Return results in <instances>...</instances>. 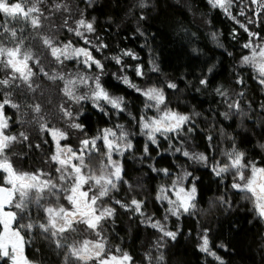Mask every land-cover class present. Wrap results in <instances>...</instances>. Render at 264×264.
<instances>
[{"label":"snow or ice","instance_id":"1","mask_svg":"<svg viewBox=\"0 0 264 264\" xmlns=\"http://www.w3.org/2000/svg\"><path fill=\"white\" fill-rule=\"evenodd\" d=\"M79 2L84 8L76 4L78 19H74L73 8L66 0H48L47 5L44 0L26 3L0 0V13L4 17L0 20V66L5 69L0 76V264H37L25 252L26 245L37 234L50 241L58 253L63 251V264H137L133 253L122 243L115 244L113 250L105 234L106 226L114 225L121 211L131 213V220L153 230L154 239L140 264H168V248L182 234L178 222L197 210L207 211L199 209L200 177L195 175V169L189 170V161L204 165L212 161V174L221 181L227 173L233 174L230 186L235 190L233 196H228L226 189L225 194L214 198L213 206H222L225 212H230L236 204L233 197L240 196L251 201L255 218L264 221V155L250 156L243 142L248 131L246 119L252 133L259 137V147L264 149V101L257 109L253 99L244 100L247 83L243 75L245 67H250L256 86L264 94V0H207L210 8L220 9L232 22L228 37L238 44L243 40L240 44L243 52L237 60L234 52L229 51L231 45L221 39L224 33L215 30L211 19L207 21L213 28L211 39L224 55L236 61L238 71L233 76L238 92L223 83L213 86L218 65L223 61L212 57L200 60L198 76L191 69L184 74L185 79L193 77L187 83L179 77L160 78L161 54L156 51V34L150 35L148 28L142 26L149 19L147 9L151 0H134L128 9L131 15L140 10L133 35L138 33L144 38L141 50L147 49V62L134 48L113 49L109 35L98 27V18L89 19L96 0ZM55 13H60L63 21L53 28L56 32L63 31V37L44 31L45 19L51 20ZM106 23L109 27L114 23L111 16ZM29 25L31 32L26 36ZM184 31L187 36L188 30ZM32 33L36 35L29 43ZM196 35L191 33V38ZM36 40L43 52L36 49ZM192 51L202 50L193 47ZM52 64L56 66L50 67ZM110 64L115 71L110 72ZM109 74L140 98L139 108L126 94L115 91L106 79ZM43 78L57 82V90L62 93L54 114L45 113L36 98L40 88L36 80ZM181 84L185 90L194 88L196 93L211 90L214 98L220 97V104L213 109L214 121L221 117L241 118L231 132L224 126L218 130L231 144L221 153L222 159L209 156L207 151L211 148L214 153L216 149L214 124L203 137L207 141L205 150H190L187 142L199 134L200 127L194 117L202 113L196 110V105L191 111L179 104L171 106L169 96L180 93ZM89 105L91 110L107 117L104 127H98L94 133L85 122ZM125 114L127 120L120 123ZM28 116L31 120L25 119ZM53 116L62 122L60 126L53 122ZM113 119L117 123L112 124ZM17 123L37 125L35 136L24 130L14 131ZM239 128H245L243 135L237 131ZM136 129L145 137L142 150L136 144ZM17 142L27 143L30 150H43L49 170L18 167L9 154ZM129 153L142 166L146 163L150 173L165 178L153 190L154 201L163 206L162 216L158 212L148 213L147 199L139 198L138 193L130 198L119 197L123 185L130 190L138 186L126 178ZM92 154H98L101 160L96 169L85 163ZM169 154L174 159L161 164ZM212 237V229L201 225L196 247L216 264H228L217 249L227 252L231 239H220L214 247Z\"/></svg>","mask_w":264,"mask_h":264},{"label":"trees","instance_id":"2","mask_svg":"<svg viewBox=\"0 0 264 264\" xmlns=\"http://www.w3.org/2000/svg\"><path fill=\"white\" fill-rule=\"evenodd\" d=\"M27 2V0H22ZM69 6L73 8V18L78 19L75 16V6L79 3L81 9L84 8V4L79 0H66ZM134 0H96L95 11L90 12L91 16L98 18V27H100L104 33L109 35L110 43L113 49L131 47L140 52L142 59L147 62V49L141 50L144 38L138 33L133 35L137 27V19L139 17L140 10L137 9L135 15L129 14V6ZM47 5L48 0H44ZM238 11V9H237ZM148 21L142 24L143 27L148 28L149 34H156V51L160 53V63L162 72L160 78L164 79L165 75L168 78L176 79L179 77L185 80V83L192 80V76H187L185 79V73L191 69L195 72V75H199L200 60L207 57H212L214 60H222V65H218V75L213 79V86L218 83H223L225 87L234 88L235 91H240L238 86H234L233 73L238 71L235 66L236 61L230 59L224 55L223 50L218 48L215 42L211 39L210 32L213 30L212 26L207 24L209 19L212 20L215 25V30L223 32L224 36L221 37L223 42L227 45H231L229 51H233L237 60L242 54L243 49L240 44L232 41L228 37L227 33L232 28V22L224 15L220 9H212L207 4V0H151V4L147 9ZM68 13H65L67 16ZM47 16V14H46ZM108 16L112 17L114 23H111L109 27L106 23ZM3 14L0 13V20H3ZM63 17L60 13H55L51 20L45 19L44 31L48 33H54L58 37H63L65 33L63 31L56 32L53 25H61ZM119 25V27H117ZM185 29L188 30V35H185ZM31 27L25 32L26 36H29ZM119 32V35H117ZM191 33H197L195 38H191ZM36 33H32L29 37V43H32V36ZM246 36V34H245ZM151 43V41H150ZM36 49L43 52L40 47L39 40L35 41ZM193 47H199L202 51L196 53L192 51ZM110 55V53H109ZM199 56L200 59H193ZM47 63V62H46ZM52 64L50 67H55ZM110 72L115 71L116 68L113 65H109ZM5 74V69L0 66V76ZM243 75L246 78L247 83V95L244 100L253 99L256 102V107L260 102L264 101V94L256 86L254 76L250 67H245ZM106 79L110 81L115 91L124 93L129 101H133L137 108L141 106L140 98L136 96L131 89L126 88L124 85L119 84L114 77L110 74L106 76ZM155 79V77H153ZM36 83L40 85V88L36 92L37 100L43 105L45 113H56V106L59 103V97L62 95L57 90V82L51 81L47 78L37 79ZM60 88L63 87V82H59ZM181 91L176 95H170L169 99L171 106L176 107L179 104L181 107H185L186 110L191 111L193 105H196V110L201 112L202 115L194 117L198 126V133L194 136V139L188 140V145L192 151H204L207 141L203 138L209 130V126L214 124L216 132V149L213 153L211 148H208V155H215L217 160L222 159L221 153L231 147L229 141L219 135V129L224 126L229 132L233 128H237L240 123V117L236 116L231 120H224L222 117L219 120L214 121L215 113L213 109L220 104V97L215 96L209 92L196 93L194 88L184 89V85L181 84ZM31 96V93H29ZM215 99V102H214ZM78 107V106H74ZM223 111V107L220 108ZM10 112L14 110H9ZM26 120H31L28 116ZM107 117H102L98 111L91 110L89 105V111L86 114L85 122L89 126V129L94 133L95 130L100 127H104V121ZM127 120V114L119 120L120 123H124ZM53 122L60 126L62 122L58 120V117L53 116ZM203 122V124H201ZM112 124L117 123V120L113 119ZM245 127L248 129L247 134L245 128H239L237 131L243 135L244 146L247 147L250 156L257 154L264 155V149L259 147L257 143L259 137L254 135L251 131V126L248 125L245 119ZM27 131L29 135L35 136L38 126L34 123H25L21 126L16 124L14 131ZM138 133L136 135V144L139 149L142 150L145 137L139 134V129H136ZM257 132L259 129L257 128ZM33 144L36 140L33 139ZM48 146L45 145L46 149ZM163 147H167L164 144ZM158 151V149L156 150ZM15 159L16 165L22 167L24 170H33L34 168H44L47 172L49 166L44 155V151L41 149L30 150L27 143L21 144L17 142L9 153ZM139 153H137L138 155ZM155 155V152L153 153ZM170 154L164 156L161 160V164H167L173 160ZM101 162L98 154H92L86 158V165L91 168H98ZM184 161H181L183 163ZM191 164L189 170L195 169V175L200 177L199 181V209H206L207 211H199L192 215L183 217L178 223L182 225V234L179 235L177 241L172 242L167 251L168 264H216V262L209 256H205L197 247V233L200 231V226L210 227L213 232V239L215 241L214 247L219 243L220 239L230 238L231 247L225 252L224 249H217L222 256L228 261V264H264V221L255 218V214L252 211V203L249 200H242L240 196H234L236 204L230 212H225L222 206H213L212 202L215 197L221 194H225V190L228 189L227 195L233 196L235 190L231 189L232 173L226 174L224 180H219L212 174L211 166L212 161H209L207 165L204 164ZM127 179H130L133 184L138 186L134 190H130L127 185L122 186V190L118 193L119 197L123 198L126 195L130 198L134 193L139 194V198L147 199V212H158L163 215V206L159 201H154L155 192L153 191L160 183H163L165 178L163 176H156L154 173H150L147 168V164L141 165L139 160H134L132 154L129 153L127 163ZM54 171V169H53ZM34 210V209H33ZM131 213H124L121 211L115 224H109L106 226L105 234L109 236L110 246L114 250V246L117 243H122L123 247L129 249L137 262L144 259L143 253L148 248L149 244L154 239V233L151 228L146 227L143 224H138L136 220H131ZM177 223V221H173ZM114 229V231L112 230ZM191 229V233H189ZM28 256L34 259L39 264H63L64 254L63 251L59 253L55 249V246L50 243L46 238L40 235H35L32 238V242L29 243Z\"/></svg>","mask_w":264,"mask_h":264},{"label":"flooded vegetation","instance_id":"3","mask_svg":"<svg viewBox=\"0 0 264 264\" xmlns=\"http://www.w3.org/2000/svg\"><path fill=\"white\" fill-rule=\"evenodd\" d=\"M34 211H35V208H34ZM29 247H30V244H27L26 247H25V252H26L27 255H28V248ZM37 264H39V263H37Z\"/></svg>","mask_w":264,"mask_h":264},{"label":"rangeland","instance_id":"4","mask_svg":"<svg viewBox=\"0 0 264 264\" xmlns=\"http://www.w3.org/2000/svg\"><path fill=\"white\" fill-rule=\"evenodd\" d=\"M142 136H143V134H141ZM101 163V162H100ZM100 163H99V165H100ZM99 167V166H98Z\"/></svg>","mask_w":264,"mask_h":264}]
</instances>
